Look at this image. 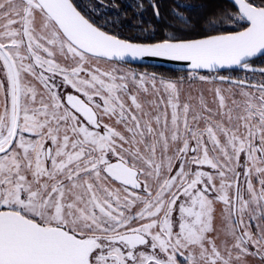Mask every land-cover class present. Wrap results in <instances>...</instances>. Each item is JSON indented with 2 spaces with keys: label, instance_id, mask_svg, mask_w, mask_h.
<instances>
[{
  "label": "snow or ice",
  "instance_id": "6c2138e0",
  "mask_svg": "<svg viewBox=\"0 0 264 264\" xmlns=\"http://www.w3.org/2000/svg\"><path fill=\"white\" fill-rule=\"evenodd\" d=\"M193 10L124 38L75 0H0V264H264V0ZM145 58L190 71L125 67Z\"/></svg>",
  "mask_w": 264,
  "mask_h": 264
},
{
  "label": "trees",
  "instance_id": "16d2710c",
  "mask_svg": "<svg viewBox=\"0 0 264 264\" xmlns=\"http://www.w3.org/2000/svg\"><path fill=\"white\" fill-rule=\"evenodd\" d=\"M75 2L79 4L76 0ZM110 3L112 1H109ZM182 3V4H191L193 6V11L185 12L186 16L190 17H199L202 15H206L208 13L216 12L217 10H224L231 8V4L226 0H159L158 4L160 5V12H161V20L157 21L156 17L153 14L152 8H149L146 11L137 12L129 11L126 8L124 11L122 9H106L100 8L102 5L99 3L92 2L90 6L82 7L80 4V9L87 15H90L93 19L97 20L101 24L108 19L109 27L108 31L115 33L124 38H133L136 37L138 34L136 33L135 29L137 28H148L149 23L157 25V39H160L162 36L161 29L164 27V24L167 20L171 19L169 13L170 10L174 7L175 3ZM82 3V1H81ZM121 3L120 0H114V4ZM86 4V3H85ZM203 6L202 8L200 6ZM95 7L98 10L97 12L91 11V8ZM179 11H183V9H179ZM139 13V15H138ZM117 14H119V23H117ZM143 39V37H141ZM264 60H256L254 62L255 65H264ZM141 69H144L148 72H155L158 74H164L165 76H173L177 77L181 74H186L188 72L185 71H177L169 68H164L161 66H149V65H137ZM203 73V72H202Z\"/></svg>",
  "mask_w": 264,
  "mask_h": 264
},
{
  "label": "flooded vegetation",
  "instance_id": "af4514ba",
  "mask_svg": "<svg viewBox=\"0 0 264 264\" xmlns=\"http://www.w3.org/2000/svg\"><path fill=\"white\" fill-rule=\"evenodd\" d=\"M82 7H87V6H90L92 5L91 3L95 1V3H99L100 5L103 4V6H101L100 8H106V9H113V8H117V9H122V11H124L126 8L129 9V11H134L135 13L137 12H140L139 9L136 8V5L140 2H143V5H144V10L143 11H146L148 10L149 8H151L149 6V3H148V0H120L121 3L119 4H115L117 5V7H113L112 5L114 4V0H103V3L101 4L99 2V0H76ZM82 1V3H81ZM109 1H112L111 3ZM159 0H156V2L158 3ZM86 3V4H85ZM87 5V6H86ZM88 8V7H87ZM86 9V8H85ZM263 62V61H262ZM264 63V62H263ZM126 67L128 68H132L134 70H144V69H141L139 66L137 65H125ZM254 66H264V65H255ZM146 71V70H145ZM148 72V71H147ZM149 73H152V72H149ZM243 72H241L240 70H236L235 72H233L232 74L234 76H241ZM201 74H205V73H201ZM259 74V73H257ZM184 74H181V75H178L177 77H183Z\"/></svg>",
  "mask_w": 264,
  "mask_h": 264
},
{
  "label": "rangeland",
  "instance_id": "374dc122",
  "mask_svg": "<svg viewBox=\"0 0 264 264\" xmlns=\"http://www.w3.org/2000/svg\"><path fill=\"white\" fill-rule=\"evenodd\" d=\"M229 9H230V7H229ZM106 20H108V19H106ZM126 68H128V67H126ZM132 70L133 71H136L138 73L139 72H145V70H134V69H132ZM188 73L184 74L183 77H187L188 76ZM243 75H244V73L241 74V76H243ZM249 75H251V74H249ZM256 75H257V77H259V74H256ZM184 87H185V93L191 92L192 96H194V97L195 96H198L200 90H203L204 95L208 99L209 102H211V100L213 98L212 93H210L208 91V89L211 87V85L203 84V83L199 82L198 80L195 81V82H193V83H191V85H190L189 81L186 79L185 80V86ZM217 226L218 227L221 226L219 216L217 218ZM253 231H255V228H253ZM221 238H223V233H221ZM249 259H250V264H258V261L257 260H253L252 258H249Z\"/></svg>",
  "mask_w": 264,
  "mask_h": 264
},
{
  "label": "water",
  "instance_id": "95a60500",
  "mask_svg": "<svg viewBox=\"0 0 264 264\" xmlns=\"http://www.w3.org/2000/svg\"><path fill=\"white\" fill-rule=\"evenodd\" d=\"M231 5L233 3V0H226ZM129 65H149V66H161L164 68H169L177 71H185L189 72L190 69L187 67L186 64L183 62H168V61H161L158 58H145L143 61H135L132 62ZM227 71V70H225Z\"/></svg>",
  "mask_w": 264,
  "mask_h": 264
}]
</instances>
